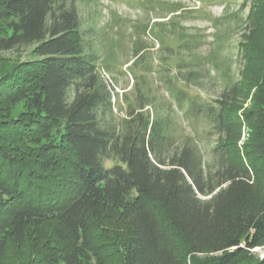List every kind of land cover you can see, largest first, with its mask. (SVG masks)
Segmentation results:
<instances>
[{
    "label": "trees",
    "instance_id": "obj_1",
    "mask_svg": "<svg viewBox=\"0 0 264 264\" xmlns=\"http://www.w3.org/2000/svg\"><path fill=\"white\" fill-rule=\"evenodd\" d=\"M176 5L169 22L155 23L170 53L166 65L180 57L181 74L164 79L175 105L166 108L150 92L151 66L136 73L148 49L137 38L138 104L117 119L98 53L83 46L74 0H0V51L32 48L30 59L0 74V262L12 241L32 249L18 264H264L255 252L264 247V54L243 79L227 62L219 99L191 94L189 82L200 80L199 41L177 30ZM255 9L264 16V0ZM255 11L240 49L264 30ZM176 31L180 46L167 47L164 34ZM212 63L220 69L216 57ZM22 101L35 115L4 119L3 109ZM176 110L216 135L211 160L195 135L180 142ZM21 135L46 140L37 157L17 155Z\"/></svg>",
    "mask_w": 264,
    "mask_h": 264
},
{
    "label": "rangeland",
    "instance_id": "obj_2",
    "mask_svg": "<svg viewBox=\"0 0 264 264\" xmlns=\"http://www.w3.org/2000/svg\"><path fill=\"white\" fill-rule=\"evenodd\" d=\"M255 0H74L81 17L80 31L83 33V46L87 52L96 51L98 53V70L103 74L109 88L113 91L112 103H114V117L124 118L129 103L138 104L137 91L135 88L137 79L131 66L136 60L133 57L134 41L137 38L148 46L146 65L145 62L137 67L136 73L142 74L144 66H151L149 72L148 88L156 96V100L166 105H175L174 99L169 97L165 87V78L174 77L181 74L178 70L179 58L171 57L169 66L164 61V56L170 53L165 47L160 46L157 40L156 22H169L174 16L170 12L173 4H177L178 29L186 32L187 35H195L198 39L199 47L195 49V57L199 66L195 69L199 72L200 80L190 81L189 90L191 94L201 93L209 100L219 99L221 92L225 89L222 78V71L228 62L230 64L231 75L235 79H243L249 70L255 71L257 60L256 54H264V30H257L249 38L246 47L240 49V40L245 31L246 20L251 19L253 11L259 21L262 22L264 16L262 10H253ZM258 13V14H256ZM143 28L144 31L139 30ZM179 33L173 35L164 34L167 47L177 48L180 46ZM219 47V50L217 49ZM32 48L30 46L19 47L11 51H0V74L11 71L17 65L23 64L31 58ZM181 57L188 58L189 52L182 53ZM216 57L220 61V69L213 66L212 59ZM170 68L168 71L167 69ZM189 68V67H188ZM187 70V68H185ZM182 70L183 74L186 73ZM252 73V72H251ZM249 75V73H248ZM181 86H183L181 84ZM243 101H239L241 106ZM251 99L243 104L247 107ZM238 105H232L231 110H237ZM3 105H0V107ZM237 106V107H236ZM7 107V106H6ZM3 109L1 115L6 120L26 121L28 117L35 115L34 109L22 101L10 105ZM243 107V108H244ZM241 109H239L240 111ZM175 113L177 117V130L179 140L189 135H195L196 144L201 148L203 158L211 160L210 148L216 135L208 134L209 129L201 125L196 129L193 123L186 121L179 110ZM207 129V133L204 132ZM243 138L240 143H244L247 138L248 128L243 127ZM22 135L19 147L22 145V153L18 156L28 160L37 157L39 147L46 143V140L39 144ZM60 133L54 134V141H58ZM15 139V138H14ZM14 139H9L11 142ZM15 141L13 142L14 146ZM13 148V147H11ZM14 154V153H12ZM107 166L113 165L112 161H107ZM32 249L29 243L9 244L8 252L0 264H18L26 258ZM257 255H264V247L255 249Z\"/></svg>",
    "mask_w": 264,
    "mask_h": 264
}]
</instances>
